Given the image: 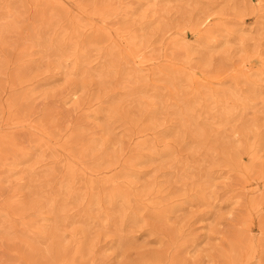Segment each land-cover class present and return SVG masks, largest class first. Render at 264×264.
I'll list each match as a JSON object with an SVG mask.
<instances>
[{
    "label": "rangeland",
    "instance_id": "374dc122",
    "mask_svg": "<svg viewBox=\"0 0 264 264\" xmlns=\"http://www.w3.org/2000/svg\"><path fill=\"white\" fill-rule=\"evenodd\" d=\"M0 264H264V0H0Z\"/></svg>",
    "mask_w": 264,
    "mask_h": 264
}]
</instances>
